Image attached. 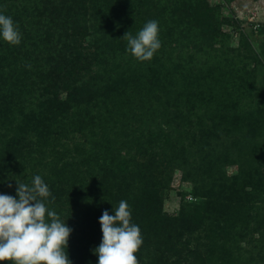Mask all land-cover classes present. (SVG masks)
I'll list each match as a JSON object with an SVG mask.
<instances>
[{"label": "rangeland", "instance_id": "374dc122", "mask_svg": "<svg viewBox=\"0 0 264 264\" xmlns=\"http://www.w3.org/2000/svg\"><path fill=\"white\" fill-rule=\"evenodd\" d=\"M198 1L206 6L204 9L197 8L198 12L194 14L197 18L201 17L202 23L187 25L183 19L174 20L172 17L181 15H172V8L168 7L162 11L167 22L159 30L158 39L162 45L166 41L163 38H167V33L174 27L175 33L168 49L174 48L175 59L180 64L192 63L194 72L199 77L198 84L205 83L206 87L194 89L196 96L207 98L204 108H219V101L227 104L234 101L245 112L242 120L231 127V132H226V137L212 140L211 146L204 149L208 152V157L220 160L219 169L209 172L211 177L217 173L233 176L242 169L240 160L246 161L248 158L249 163L254 166L258 162L262 167L264 164V0ZM96 2L97 0H0V14L12 17L18 27L20 21L24 25L28 24L25 17L28 12L34 17L43 12L39 18L35 17L39 26L43 28L46 37L47 33L55 34L48 37L54 44V52L59 51V57L63 55L61 60L67 59L64 64L60 63L59 70H53L47 75L46 81L42 79L44 65L39 61L33 69L25 70V76L19 74L17 69L18 76L12 75V79H19L22 87L15 85L20 93L16 104H7L3 99L7 98L4 94L14 91L13 88L3 89L5 91L0 100V194L15 197L17 182L31 185L32 178L40 175L55 197V203H51L49 197L47 207L56 211L60 219L73 230L65 251L77 252L79 245L85 247L83 253L89 260H83L80 264H98V256L93 249L101 243L99 218L105 210L114 215L113 208L118 207L119 201L126 200L131 209V220L132 215L137 212L134 200L140 196L138 192L144 182L138 175L134 177L128 173L125 177L122 174L125 165L120 169L121 161L126 158L140 162L137 166L132 161L131 168L137 174L140 173L141 163L150 162V151L142 153L143 150L139 149L141 145L134 139L135 131L140 127L154 128L157 121H154L155 113L161 112L163 103L167 100L163 96L157 101L155 96L149 94L152 91L144 88L143 95L148 96L150 108L147 105L143 107L134 96L122 94L118 90L114 91L117 96L112 95L113 99L110 96L111 107L107 112L104 102L106 95L103 93L109 88L108 85L103 87L102 81L99 85L103 89L94 94L93 99L86 97L82 90L83 84L94 86L99 75L109 84L123 70L121 67L116 74L114 61H105L97 55V27L94 22V16L98 12ZM71 5L75 7L74 12L82 13L80 20L69 24L67 17L57 22L59 12L68 10ZM178 5L181 6L182 3L178 2ZM205 9L207 13L203 11ZM45 11L47 12L44 13ZM62 23L74 27L67 28L68 31L63 28V31L58 32L57 24ZM30 30L37 31L35 25ZM27 45L29 43L23 48L24 54L26 51L29 53ZM13 46L11 45V49ZM161 48L158 51V64L166 62L165 67L169 68L172 65L163 58L167 56ZM6 55L8 54H0V65L8 63ZM77 55L79 59L76 60ZM29 60H33L31 54ZM48 72L50 67H46V73ZM178 78L179 76L174 81L178 93L191 88ZM255 85L258 88L253 89ZM207 87L210 90L206 92ZM70 92L76 96L67 104L68 110L61 108L60 115L59 109L50 134L41 136L36 130L37 123L29 117L30 111L38 110L40 103L51 99L66 100ZM260 110L262 114L258 112ZM255 116L259 117L258 123L252 120L256 119ZM117 132H129V141L125 144L117 141ZM182 138L191 153L197 155L196 151L199 152L198 146H201L202 141L198 138L196 141L184 136ZM142 146L145 147L144 144ZM201 153L197 155V165L191 171L186 169L187 172L177 166V163L171 162L160 173L154 174V182H159L155 190L162 199L164 212L176 214L183 205H187V201L200 200L193 194L196 182L186 176L197 170L200 175L202 172L206 173L205 182L211 179H206L208 170L205 165L199 164ZM249 163L244 164L245 172L250 169ZM101 177H108L107 181L110 180L113 186L105 191L104 185H99ZM129 184L131 185L128 187ZM137 225H140V221ZM207 235V232L200 233L198 240L192 239L190 248H186L180 256L169 257L167 264H215L218 247L213 243L214 238ZM156 239H150L151 248L148 251H154L158 256V249L152 244ZM230 241L227 246L229 252L232 250L234 254L231 253L226 264H234V261L236 264H259L258 259H253L250 254L240 255V241ZM232 256H235V260ZM0 264L14 262L4 261Z\"/></svg>", "mask_w": 264, "mask_h": 264}, {"label": "trees", "instance_id": "16d2710c", "mask_svg": "<svg viewBox=\"0 0 264 264\" xmlns=\"http://www.w3.org/2000/svg\"><path fill=\"white\" fill-rule=\"evenodd\" d=\"M197 1L97 0L96 9L98 12L94 16L97 27L95 30L97 55L105 61L113 60L116 64V74H118V69L121 67L123 70L121 69V73L115 76V79L111 80L109 84H107L105 78L102 80L99 75L94 86L89 83L83 84L82 90L85 91L86 97L93 99L94 94H97L100 89L108 85L109 90L105 89L106 93H103L106 95L104 102L105 111L107 112L111 107L110 99L117 96L114 91L118 92L119 90L122 94L132 95L141 106L145 107L147 105L149 108L148 103L150 100L148 96L143 95L144 88L152 91L149 94L155 96L157 101L161 100L163 96L167 97V100L163 103L164 108L160 113L157 111L155 113L156 126L154 128L152 126L150 128L140 127L135 131L137 137L134 135V139H137L139 143L137 144L141 145L139 149L143 150L142 153L150 151V162L141 163L140 173L137 174L131 168L133 166L132 161L137 166L140 162L126 158L121 161L122 166L120 169L125 165L123 168L124 173H122L125 177L128 173L134 177L138 175L144 182V186L141 185L138 192L140 196L134 200V207L137 212L132 215L131 220L133 223L135 217V224L140 221L138 226L141 229L143 243L142 248L135 254L138 264H167L169 257L182 255L186 248H190L192 239L198 240L202 232H207V236L214 238L215 242L213 243L216 244L215 247H218V256L214 259L215 264H226L229 260L233 251L230 249L229 252L227 244L232 239L240 241V255L250 254L253 259H258L259 264H264V164L262 167V164L258 162L254 166V164L249 163L247 158L246 161L240 160L242 169H239L237 174L223 176L217 173L211 177L209 172L214 170L216 172L219 169L220 160L208 157V152L204 151V149L211 146L212 140H220L224 136L226 137V132H231V127L242 120L245 112L234 101L229 103L230 105L219 101V108H204V102L207 98L196 96L195 90L200 89L202 86L206 87L205 83L198 84L199 77L195 74V67L192 63L180 64V61L175 59L174 48L168 49L175 33L174 27L167 33L168 39L163 38L166 41L161 45V50L163 49V53L167 56L163 58L169 60L172 65L169 68L165 67L167 66L165 65L166 62L158 64L160 61L159 49L150 61L141 62L126 50L127 41L122 38L128 31L135 36L149 20L158 21L159 33V30H162L165 22H167L162 11L168 7L172 8V15H181L172 17L174 20L180 21L183 19L187 22V25L202 23L201 17L197 18L194 14L198 12L197 8L202 9L206 6ZM178 2L182 5L179 6ZM74 10L75 7L71 5L68 10L60 11L59 15H56L57 22L61 18L67 17H69V24L75 23L73 21H79L82 13L74 12ZM203 11L207 13L206 9ZM42 14L43 12L38 13L35 17L39 18ZM25 17L28 19V24L24 25L22 21L19 24V31L22 30V39L19 45H14L11 49V44L3 41L2 36H0V54H8L6 55L8 63L0 65V100L5 91L3 89L12 87L14 90L8 92L9 94H4L8 98V100L6 97L3 98L7 104H16L17 99L20 98L21 81L12 79V75L17 74L18 76L17 69L18 72L20 71L19 74L22 73L25 76V70L33 69L39 61L44 65L42 79L46 81L47 75H50L53 70H59L60 63L64 64L67 61V59L61 60L63 55L59 57V51L54 52L52 46L54 44L51 43L48 37L55 34L47 33L46 37L43 28L39 26L36 18L30 12ZM31 17L34 18L31 19ZM89 17L90 13L87 20H89ZM34 22L36 24H33ZM69 24H57L59 25L57 31L61 32L63 28L68 31L69 28L74 27L72 25L68 26ZM33 25H35L37 31L30 30ZM28 43L29 53L26 51L24 54L23 48ZM29 54L33 58L32 61L29 60ZM57 57L59 58L57 59ZM78 57L79 55L75 59H79ZM46 67H50V72L46 73ZM177 75L183 84L189 85L191 88L189 87L185 89V92L178 93V89L174 84ZM143 77H145L144 80ZM101 81L103 87L99 85ZM15 85L20 87L18 88ZM252 88L256 89L258 87L255 85ZM75 89L77 90L78 87ZM207 90H210V88L207 87L205 91L207 92ZM75 96L74 93L70 92L66 100L51 99L49 102L40 103L38 110L33 109L30 111L29 117L37 123L36 130L39 131L38 133L41 136L44 137L50 134L51 127L56 122L58 110L60 109V115L61 108L67 111V104ZM210 105L213 106L212 103ZM238 107L240 110H238ZM258 112L261 113L262 111ZM99 115L101 116V114ZM255 117L256 119L252 120L258 123L259 117ZM202 124L204 125L200 128ZM129 136V132L124 134L117 132L116 139L125 144L126 141H129ZM182 136L190 140L196 141L198 138L202 141L198 149L200 153H204H201L202 157L199 159V164L205 165L208 170L206 179L208 177H211V179L205 182L206 173L202 172L200 175L197 170L193 174L187 175V178L196 182L194 183L193 194L200 200L187 201V205H183L176 214H169L162 209V199L158 191L155 190L159 182L158 184L154 182V174L156 172L160 173L171 162L177 163V166L187 172L188 170L191 171L194 165H197L196 157H198L199 152L196 151L197 155L191 153ZM244 158L242 157V159ZM245 163L250 164V169L246 172L244 171ZM113 177L115 178L116 175ZM108 179V177L99 178V185L102 183L105 191L113 186L110 180L107 181ZM249 187L251 189H248ZM152 237L158 239L153 240L152 243L158 249V256L154 254V251H148L149 247L151 248L149 241ZM243 244L246 246H243ZM164 246L165 248H163ZM78 249L77 252L67 250L68 258L72 264H80L83 260L84 262L89 260L88 256L83 253L85 247L79 245ZM232 257L235 260V256ZM234 264H236L235 261ZM253 264L257 263L254 262Z\"/></svg>", "mask_w": 264, "mask_h": 264}, {"label": "clouds", "instance_id": "9594fccd", "mask_svg": "<svg viewBox=\"0 0 264 264\" xmlns=\"http://www.w3.org/2000/svg\"><path fill=\"white\" fill-rule=\"evenodd\" d=\"M0 36L11 45L21 43L22 35L12 17L0 14ZM122 38L127 41L126 50L141 62L150 61L161 47L156 20L146 22L135 36L128 31ZM17 185L15 197L0 194V262L72 264L65 249L73 230L47 207L49 197L55 203L48 185L40 175L32 178L31 185ZM113 212L105 210L99 218L102 239L93 249L98 264H138L135 254L143 240L140 227L131 222L128 202L119 201Z\"/></svg>", "mask_w": 264, "mask_h": 264}]
</instances>
